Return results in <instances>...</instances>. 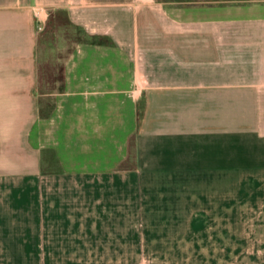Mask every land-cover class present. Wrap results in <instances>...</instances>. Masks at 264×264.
Listing matches in <instances>:
<instances>
[{
    "label": "crops",
    "instance_id": "crops-1",
    "mask_svg": "<svg viewBox=\"0 0 264 264\" xmlns=\"http://www.w3.org/2000/svg\"><path fill=\"white\" fill-rule=\"evenodd\" d=\"M206 3L0 0V264H264V0Z\"/></svg>",
    "mask_w": 264,
    "mask_h": 264
},
{
    "label": "rangeland",
    "instance_id": "rangeland-1",
    "mask_svg": "<svg viewBox=\"0 0 264 264\" xmlns=\"http://www.w3.org/2000/svg\"><path fill=\"white\" fill-rule=\"evenodd\" d=\"M163 3H183V2H207L208 5H216V4H228V3H236L240 1H246V0H156ZM56 17L59 22L66 23V14L64 12H58L56 14ZM66 31V32H65ZM63 30V32L56 34L52 33L50 40L53 42V46L55 49L56 59L52 64L49 65H41L39 69V85H42V88H50L52 85L56 89L59 88L60 82L57 81L59 78V72L62 63L64 62V58L67 55L68 51L70 50L71 46L73 45L72 41H62V39L67 35V29ZM70 31V30H69ZM71 32V31H70ZM58 39V40H57ZM51 42V43H52ZM63 44V47L61 46ZM53 80L56 82L53 83ZM25 253L17 252L16 253V264H38L36 261L32 262H26L23 261L25 259L24 257Z\"/></svg>",
    "mask_w": 264,
    "mask_h": 264
},
{
    "label": "trees",
    "instance_id": "trees-1",
    "mask_svg": "<svg viewBox=\"0 0 264 264\" xmlns=\"http://www.w3.org/2000/svg\"><path fill=\"white\" fill-rule=\"evenodd\" d=\"M70 30L73 32V37L74 40H76L77 42L81 41V40H86L88 43L93 44V45H105V44H111L110 41L106 38H102V37H90L87 36L85 34V32L79 28V27H75V26H71L70 25ZM42 65V64H41ZM39 65V69L40 66ZM62 68H60V72H59V78L57 81L61 82L62 81V73H61ZM56 81L53 80V83H55ZM40 84V82H39ZM38 91L39 94H52L55 91L59 92L62 91V85L59 86L58 89H56L54 87V85H52V87L50 88H42V85H39L38 87ZM41 109H40V113L42 117H46L49 115L51 109H52V104L50 102L49 98H46L44 100H41Z\"/></svg>",
    "mask_w": 264,
    "mask_h": 264
},
{
    "label": "built area",
    "instance_id": "built-area-1",
    "mask_svg": "<svg viewBox=\"0 0 264 264\" xmlns=\"http://www.w3.org/2000/svg\"><path fill=\"white\" fill-rule=\"evenodd\" d=\"M38 14V12L37 13H35V15H37Z\"/></svg>",
    "mask_w": 264,
    "mask_h": 264
}]
</instances>
